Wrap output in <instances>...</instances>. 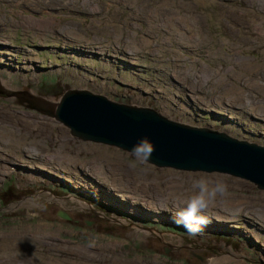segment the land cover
Segmentation results:
<instances>
[{
	"label": "rangeland",
	"instance_id": "374dc122",
	"mask_svg": "<svg viewBox=\"0 0 264 264\" xmlns=\"http://www.w3.org/2000/svg\"><path fill=\"white\" fill-rule=\"evenodd\" d=\"M29 16L58 22L38 29ZM43 79H56L61 93L87 89L264 145V0H0V264H264V221L255 214L264 190L77 139L11 95L38 94ZM55 153L85 173L39 158ZM201 178L228 191L198 234L145 197L171 188L187 198Z\"/></svg>",
	"mask_w": 264,
	"mask_h": 264
},
{
	"label": "water",
	"instance_id": "95a60500",
	"mask_svg": "<svg viewBox=\"0 0 264 264\" xmlns=\"http://www.w3.org/2000/svg\"><path fill=\"white\" fill-rule=\"evenodd\" d=\"M28 89L11 95L59 121L79 140L130 152L146 137L154 146L150 164L228 174L264 190V145L224 131L171 120L152 107L119 102L87 89H67L56 101ZM61 216L65 213L61 212Z\"/></svg>",
	"mask_w": 264,
	"mask_h": 264
},
{
	"label": "clouds",
	"instance_id": "9594fccd",
	"mask_svg": "<svg viewBox=\"0 0 264 264\" xmlns=\"http://www.w3.org/2000/svg\"><path fill=\"white\" fill-rule=\"evenodd\" d=\"M154 146L145 137L141 138L130 150V154L138 163H146L150 160ZM193 192L187 198H177L168 204L162 205L163 210L175 209V223L192 234H198L209 222L205 213L212 207L217 197L227 194V185L223 182H209L205 179H197L192 183Z\"/></svg>",
	"mask_w": 264,
	"mask_h": 264
},
{
	"label": "bare ground",
	"instance_id": "6f19581e",
	"mask_svg": "<svg viewBox=\"0 0 264 264\" xmlns=\"http://www.w3.org/2000/svg\"><path fill=\"white\" fill-rule=\"evenodd\" d=\"M84 4V3H83ZM87 5V4H86ZM88 7V6H87ZM88 10V9H87ZM259 10V9H258ZM261 10V9H260ZM171 14V13H170ZM251 14V13H250ZM169 15V14H168ZM174 16V15H173ZM23 17H25V16H23ZM22 17V18H23ZM27 18V23H32V24H38V25H36V27L38 28V29H43V28H47V27H51V26H53V25H55V24H57V22H58V19L56 18V17H52V18H48V19H36V18H34L33 16H29V17H26ZM24 21H25V19H24ZM257 29V28H256ZM187 38V37H186ZM3 55V54H2ZM3 58V56L1 57V59ZM123 58V57H122ZM126 58V57H125ZM124 61V60H123ZM222 76V75H221ZM4 84V83H3ZM118 84V83H117ZM117 86V85H116ZM140 92V91H139ZM135 94V93H134ZM141 95V94H140ZM140 95H139V97H140ZM184 96V95H183ZM138 97V98H139ZM220 106V105H219ZM182 111V110H181ZM190 115V114H189ZM169 116V115H168ZM176 116V115H175ZM190 117V116H189ZM190 120H191V117H190ZM189 120V121H190ZM199 124V123H198ZM218 125V124H217ZM5 142V141H4ZM7 142V141H6ZM12 146V145H11ZM9 147V146H8ZM28 151L29 152H33V151H38V150H36V149H34V148H28ZM34 153V152H33ZM39 158H43V159H41L43 162H48V163H51V164H54V165H56V166H59V167H61L62 169H66V170H68V171H70L71 173L73 172V171H75V167H79L80 168V170L82 171V172H84L85 173V171H84V169H83V164H78L77 162H76V159L75 158H73L72 156H70V155H63V154H60V153H55V154H53V155H49V156H40ZM28 163V162H27ZM96 165V164H95ZM94 165V166H95ZM83 166V167H82ZM93 166V165H92ZM92 166H90V164H88L87 165V168L89 169V170H92ZM27 169H29V168H27ZM87 169V170H88ZM95 169H98V170H103V166L101 165H97V166H95ZM11 170V169H10ZM31 171V170H30ZM96 171V170H95ZM81 172V173H82ZM93 173V172H92ZM100 174V173H99ZM118 174V173H117ZM117 174H115V175H117ZM14 175V174H13ZM23 175H25V174H23ZM90 175V174H89ZM95 176V175H94ZM112 176V175H111ZM22 177V176H21ZM92 178V177H91ZM117 179V178H116ZM91 181V180H90ZM97 181V180H96ZM104 181V180H103ZM109 183V182H108ZM109 185V184H108ZM107 188V187H106ZM116 188V187H115ZM166 190H167V195L164 197V196H162V195H159V196H157V200H156V198H154L153 196H151L150 197V195H146L145 197H149V198H151L152 200H154V202L155 201H160V202H162V203H164V204H168L167 202H170V199H177L178 198V196L177 195H175L176 193V191L174 190V189H171V188H165ZM165 190V191H166ZM89 191V190H88ZM116 191V190H115ZM164 191V192H165ZM89 194V193H88ZM129 195V194H128ZM128 197V199H130V197L129 196H127ZM104 198V197H103ZM107 198V197H106ZM133 198V197H132ZM143 200H145V199H143ZM239 200H241V199H239ZM103 201V200H102ZM137 201V200H136ZM142 201V200H141ZM110 202V201H109ZM153 202V203H154ZM239 202V204H241V202L240 201H238ZM247 202V201H246ZM148 203H149V200H148ZM143 204V203H142ZM150 204H152V203H150ZM135 205V204H134ZM170 205V204H169ZM122 206V205H121ZM151 206V205H150ZM159 206H160V204H159ZM112 208V207H111ZM153 208V207H152ZM243 208V206H241V207H238L236 210L237 211H240L241 209ZM122 209V208H121ZM124 209V208H123ZM126 209V208H125ZM150 209V208H149ZM158 209V208H157ZM163 209V208H162ZM131 210V209H130ZM138 209H136V211H137ZM161 210V208H159V211ZM221 210V209H220ZM235 209H233V210H228V209H226V211H228L229 213H232L233 211H234ZM246 210V209H245ZM152 211V210H151ZM244 211V210H243ZM144 212V211H143ZM147 212V211H146ZM128 213V212H127ZM139 213V212H138ZM225 213V212H224ZM223 213V214H224ZM129 214V213H128ZM237 214V213H236ZM240 214V213H239ZM247 214V213H246ZM257 216H259V218L262 220V221H264V211H257L256 213H255ZM131 215V214H130ZM220 215V214H219ZM226 215V214H225ZM250 215L252 216V212L250 213ZM221 216V215H220ZM227 216V215H226ZM225 216V217H226ZM139 217V216H138ZM229 217V216H228ZM233 217V216H232ZM245 217H246V215H245ZM244 217V218H245ZM248 217V216H247ZM256 216H254L253 218H255ZM147 218V217H146ZM220 218V217H219ZM250 219H251V217H249ZM222 219V218H221ZM224 219V218H223ZM247 219V218H246ZM256 220V219H255ZM218 222V221H217ZM257 224H259V222H257V221H255ZM141 225V224H140ZM148 226V225H147ZM262 226V225H261ZM140 228V227H139ZM263 228V227H262ZM203 231V230H202ZM221 232V231H220ZM249 233V232H248ZM257 233V232H256ZM263 234V233H262ZM236 235V234H235ZM251 236V235H250ZM248 237V236H247ZM251 239V238H250ZM258 239V238H257ZM251 241V240H250ZM263 241V240H262ZM261 241V242H262ZM260 242V243H261ZM174 243V242H173ZM110 246V245H109ZM100 247V246H99ZM104 247V246H103ZM262 246H260V248H261ZM98 248V247H97ZM105 248V247H104ZM79 249V248H78ZM87 249V248H86ZM89 249V248H88ZM17 250V249H16ZM22 250H23V248H22ZM96 250V249H95ZM75 251V250H74ZM79 251V250H78ZM86 251V250H85ZM13 252V251H12ZM23 252V251H22ZM80 252H81V250H80ZM82 252H84V251H82ZM104 252V251H103ZM113 252V251H112ZM15 253V252H14ZM26 253V252H25ZM87 253V252H86ZM85 253V254H86ZM93 253V252H92ZM99 253V252H98ZM84 254V253H83ZM120 254V253H119ZM9 255V254H8ZM15 255V254H14ZM76 255H78V254H76ZM90 255V254H89ZM242 255V254H241ZM25 256V255H24ZM102 257L104 256V255H101ZM229 256V255H228ZM93 257V256H92ZM243 257V256H242ZM14 258V257H13ZM86 258V257H85ZM89 258H91L90 256H89ZM230 259V258H229ZM60 260H62V259H60ZM85 260V259H84ZM95 260V259H94ZM106 260V259H105ZM135 261H137L136 263H134V264H146V263H141V262H138V260H135ZM231 261V260H230ZM65 262V261H64ZM73 262V261H72ZM71 262V263H72ZM234 262V261H233ZM236 263L235 264H246L243 260H236L235 261ZM13 263V262H12ZM68 263V262H67ZM15 264V263H14ZM113 264V263H112ZM220 264V263H219Z\"/></svg>",
	"mask_w": 264,
	"mask_h": 264
},
{
	"label": "trees",
	"instance_id": "16d2710c",
	"mask_svg": "<svg viewBox=\"0 0 264 264\" xmlns=\"http://www.w3.org/2000/svg\"><path fill=\"white\" fill-rule=\"evenodd\" d=\"M56 81V82H55ZM52 82H47L44 79L41 80L38 93L45 95V96H51V95H59L61 93V88L57 84V80Z\"/></svg>",
	"mask_w": 264,
	"mask_h": 264
}]
</instances>
